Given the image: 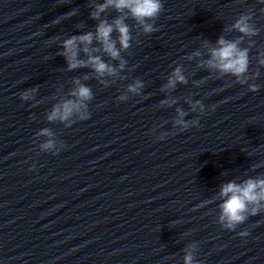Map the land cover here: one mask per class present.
<instances>
[{
    "label": "clouds",
    "instance_id": "obj_1",
    "mask_svg": "<svg viewBox=\"0 0 264 264\" xmlns=\"http://www.w3.org/2000/svg\"><path fill=\"white\" fill-rule=\"evenodd\" d=\"M109 7L116 9L118 12H125L130 14L136 22L143 26L145 33H152L157 29L150 21H155L163 10L162 0H104L103 3L96 4L94 11L91 13V18L99 20L95 33L87 32L81 35H73L61 42L63 51L60 53L68 65V70H73L80 67H91L95 73L103 77L106 74L109 76L116 75L117 70L111 65L105 63L100 56L92 53L98 49H91L90 46L93 40H96L102 45V50L112 59H120V50H127L130 47V29L124 22L125 17H118L113 23H108L106 20H101V13L105 12ZM264 11V9H262ZM74 13H70L72 15ZM252 15L250 13L241 14L233 23L232 29L241 33L242 36L236 40H226L220 37L217 41V47L211 48L209 52V59L207 66L210 69H215L221 73L231 75L239 80L243 77L249 69V49L240 48L239 44L243 36H256L259 33L250 21ZM59 19L54 23H59ZM116 31L119 34V45L117 48V41L112 39V33ZM83 46V47H81ZM83 51L87 55V60L79 58L80 52ZM195 55H199L196 53ZM260 63L264 65V60ZM124 62L121 61L120 67L123 68ZM246 82V81H241ZM76 87L71 91L69 99L62 100L56 103L47 114L49 122H60L66 127L72 126V123L78 118L80 121L88 120L90 112L88 110V102L93 99L92 90L80 83L79 80L74 81ZM177 83H187L185 76L182 74L180 67L175 68L171 76H169L167 84L168 89H174ZM143 85L140 81H136L134 85H129L128 90L132 93H138ZM259 90V85H250L249 91L256 92ZM37 89H27L21 93L22 100H29ZM123 101L126 96L118 98ZM174 103V101H173ZM199 107L200 111H204V104L196 101L192 105V110L195 111ZM216 105L210 106V110L214 111ZM178 118L174 121V126H178L180 131L188 129L190 126H199L198 120L188 122L184 119L186 113L177 109ZM37 136L49 137L39 145L43 152H52L54 155L58 154L63 147L57 149V141L52 138L54 133L49 128H42L36 134ZM175 135V134H174ZM164 136L159 139H164ZM219 197L221 203L219 204L220 215L219 224L226 230L234 231L239 225L243 224L250 216H255L258 213L264 212V177H249L242 183L235 181L227 182L220 187ZM249 233L241 231L239 236L245 237ZM184 264H194V257L192 251H188L184 257Z\"/></svg>",
    "mask_w": 264,
    "mask_h": 264
}]
</instances>
